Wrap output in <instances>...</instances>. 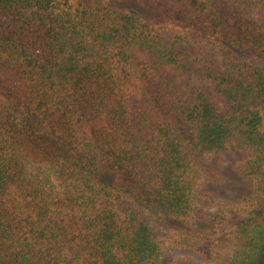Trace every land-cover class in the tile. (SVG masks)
<instances>
[{
    "label": "trees",
    "instance_id": "1",
    "mask_svg": "<svg viewBox=\"0 0 264 264\" xmlns=\"http://www.w3.org/2000/svg\"><path fill=\"white\" fill-rule=\"evenodd\" d=\"M115 1L0 0V264H264L193 221L224 151L264 207V0Z\"/></svg>",
    "mask_w": 264,
    "mask_h": 264
},
{
    "label": "rangeland",
    "instance_id": "2",
    "mask_svg": "<svg viewBox=\"0 0 264 264\" xmlns=\"http://www.w3.org/2000/svg\"><path fill=\"white\" fill-rule=\"evenodd\" d=\"M92 2L98 6L122 10L135 8L133 2L115 0H92ZM254 63L264 69L263 60H255ZM262 116L264 120V111ZM250 157L247 152L224 151L211 159H193V166L201 186L194 194L197 204L193 220L195 223L203 227L224 225L230 228L234 225H248L252 218L264 217V207L254 211L246 204L247 200L255 198L253 182L244 178L238 171L239 165ZM221 242L222 255H229L231 244L228 241ZM186 256L189 254L181 251L168 252L163 256L160 264H173L177 259ZM198 261L202 262L201 259Z\"/></svg>",
    "mask_w": 264,
    "mask_h": 264
}]
</instances>
